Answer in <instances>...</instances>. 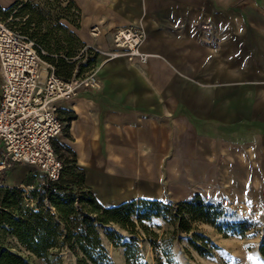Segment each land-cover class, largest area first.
Masks as SVG:
<instances>
[{
  "label": "crops",
  "instance_id": "0c3cea01",
  "mask_svg": "<svg viewBox=\"0 0 264 264\" xmlns=\"http://www.w3.org/2000/svg\"><path fill=\"white\" fill-rule=\"evenodd\" d=\"M73 1L80 29L62 24L82 44L93 43L98 24L109 45L118 29L146 33V63L94 57L98 86L60 105L56 154L84 174L103 207L164 200V176L200 145L239 146L244 130L248 144L264 137V0ZM15 2L0 0L1 17ZM3 85L0 68V107ZM3 154L0 143V161ZM46 180L38 168L14 164L3 191L28 192Z\"/></svg>",
  "mask_w": 264,
  "mask_h": 264
},
{
  "label": "trees",
  "instance_id": "16d2710c",
  "mask_svg": "<svg viewBox=\"0 0 264 264\" xmlns=\"http://www.w3.org/2000/svg\"><path fill=\"white\" fill-rule=\"evenodd\" d=\"M1 14L11 29L40 47L41 58L62 80L85 76L95 67L90 55L85 61L77 59L85 44L62 24L80 29L81 11L73 0H16ZM62 163L56 182L47 179L28 192L9 193L3 191L4 186L0 188V264H33L36 259L63 264L60 254L64 249L75 255L78 264H115L101 235V230L114 225L130 237L128 264H149L140 243L152 246L156 264H177L173 245L183 236L200 255L209 256L215 249L202 231L203 225L225 237L245 236L253 230L251 220L201 195L179 202L136 199L105 208L86 186L84 174L64 160ZM105 236L111 241L123 240L113 231L107 230Z\"/></svg>",
  "mask_w": 264,
  "mask_h": 264
},
{
  "label": "built area",
  "instance_id": "2783aa9c",
  "mask_svg": "<svg viewBox=\"0 0 264 264\" xmlns=\"http://www.w3.org/2000/svg\"><path fill=\"white\" fill-rule=\"evenodd\" d=\"M200 27L205 31L211 29L209 23ZM90 35L93 43L85 45L77 59L85 61L88 55H103L108 60L126 57L139 59L141 63L148 59L141 51L146 39L142 27L118 29L112 45L106 42L101 24L92 27ZM39 50L38 45L0 18V68L4 79L0 107V143L4 147L0 188L4 186L7 170L14 164L38 168L50 182L60 179L63 163L54 149V141L64 132L60 105L75 97L79 90L93 89L99 84L95 68L85 76L62 80L41 58Z\"/></svg>",
  "mask_w": 264,
  "mask_h": 264
},
{
  "label": "rangeland",
  "instance_id": "374dc122",
  "mask_svg": "<svg viewBox=\"0 0 264 264\" xmlns=\"http://www.w3.org/2000/svg\"><path fill=\"white\" fill-rule=\"evenodd\" d=\"M260 125V124H259ZM246 127V125H244ZM264 130L259 134L263 135ZM239 146H218L205 143L193 160L182 158L172 172L163 178V201H184L201 195L221 202L239 216L251 220L253 230L245 236L225 237L211 226H201L215 249L209 256H203L190 247L188 237L173 245L177 264H264V137L252 140L251 131L244 130ZM203 151L205 154L200 153ZM170 168V167H169ZM150 189V188H149ZM156 224L160 222L156 221ZM123 237L122 241L106 239V231ZM103 244L115 264H128L126 244L130 237L126 230L111 226L101 230ZM130 243V242H129ZM139 247L144 260L156 264L155 253L150 244ZM63 264H78V259L68 249L60 254ZM33 264H46L36 259Z\"/></svg>",
  "mask_w": 264,
  "mask_h": 264
},
{
  "label": "bare ground",
  "instance_id": "6f19581e",
  "mask_svg": "<svg viewBox=\"0 0 264 264\" xmlns=\"http://www.w3.org/2000/svg\"><path fill=\"white\" fill-rule=\"evenodd\" d=\"M101 173V172H100ZM140 173V172H139ZM140 176V175H139ZM110 178V177H109ZM107 179V178H106ZM143 179V178H142ZM115 180V179H114ZM112 181V180H111Z\"/></svg>",
  "mask_w": 264,
  "mask_h": 264
}]
</instances>
